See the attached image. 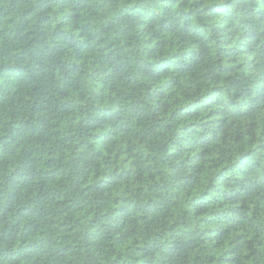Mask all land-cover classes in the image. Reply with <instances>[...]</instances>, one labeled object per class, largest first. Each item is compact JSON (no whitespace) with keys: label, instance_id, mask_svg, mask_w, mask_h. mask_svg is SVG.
<instances>
[{"label":"trees","instance_id":"16d2710c","mask_svg":"<svg viewBox=\"0 0 264 264\" xmlns=\"http://www.w3.org/2000/svg\"><path fill=\"white\" fill-rule=\"evenodd\" d=\"M0 264H264V0H0Z\"/></svg>","mask_w":264,"mask_h":264}]
</instances>
